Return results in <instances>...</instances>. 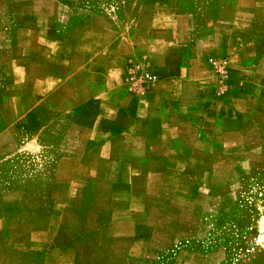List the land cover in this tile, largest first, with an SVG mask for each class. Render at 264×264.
Returning <instances> with one entry per match:
<instances>
[{"label": "crops", "instance_id": "1", "mask_svg": "<svg viewBox=\"0 0 264 264\" xmlns=\"http://www.w3.org/2000/svg\"><path fill=\"white\" fill-rule=\"evenodd\" d=\"M131 65L152 76L142 95ZM258 139L264 0H0V168L32 157L46 171L35 192L0 189V264L161 249Z\"/></svg>", "mask_w": 264, "mask_h": 264}, {"label": "rangeland", "instance_id": "2", "mask_svg": "<svg viewBox=\"0 0 264 264\" xmlns=\"http://www.w3.org/2000/svg\"><path fill=\"white\" fill-rule=\"evenodd\" d=\"M251 146L256 152L247 168L226 175L223 187L216 191L221 200L196 202L182 210L184 218H179L175 227L173 219V228L178 230L174 239L160 235L159 243H154L161 249L142 250V256L128 257L124 250L127 243L111 241L107 253L84 250L83 264H264V139ZM39 164L40 160L32 157L5 162L0 168V189L37 191L39 187L33 183L46 173L38 169ZM10 179L19 185H4ZM200 225L205 228L197 234ZM162 229H167L166 223ZM79 235L96 241L92 234Z\"/></svg>", "mask_w": 264, "mask_h": 264}, {"label": "built area", "instance_id": "3", "mask_svg": "<svg viewBox=\"0 0 264 264\" xmlns=\"http://www.w3.org/2000/svg\"><path fill=\"white\" fill-rule=\"evenodd\" d=\"M209 63L213 67L218 79L222 81L223 79L227 78L228 63L226 59H210ZM126 81L133 93L142 95L145 93L150 82L152 81V76L147 69L138 67L136 65H131L128 67Z\"/></svg>", "mask_w": 264, "mask_h": 264}]
</instances>
